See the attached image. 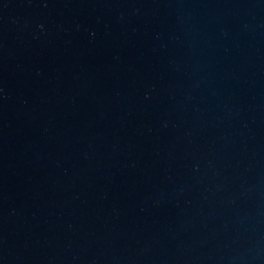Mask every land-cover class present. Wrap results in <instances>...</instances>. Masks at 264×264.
<instances>
[{"label":"water","instance_id":"water-1","mask_svg":"<svg viewBox=\"0 0 264 264\" xmlns=\"http://www.w3.org/2000/svg\"><path fill=\"white\" fill-rule=\"evenodd\" d=\"M0 264H264V0H0Z\"/></svg>","mask_w":264,"mask_h":264}]
</instances>
